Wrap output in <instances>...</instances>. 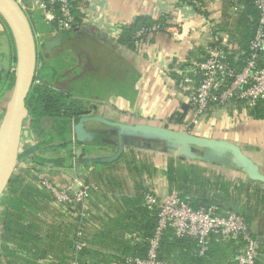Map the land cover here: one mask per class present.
<instances>
[{"label":"crops","instance_id":"1","mask_svg":"<svg viewBox=\"0 0 264 264\" xmlns=\"http://www.w3.org/2000/svg\"><path fill=\"white\" fill-rule=\"evenodd\" d=\"M17 1L30 15L37 47L41 42L37 75L43 69L44 80L58 89L59 43L45 47L58 35L55 24L40 12L32 13V0ZM72 2L83 22L75 32H84L97 45L92 55L103 66L91 70L86 88L75 87L86 76L83 72L70 82V93L87 112L77 117L45 116L38 128L30 121L24 124L22 137L27 141L21 143L19 164L27 167L37 160L39 178L61 187L72 181L90 187V218L81 225L88 246L74 250L81 226L65 206L39 182L21 183L2 200L0 264H72L75 259L84 264H125L126 258L134 256L138 226L146 220L145 190L161 195L179 190L193 205L219 204L223 210H236L247 217L256 236L264 235V180L254 178L249 164L230 148L180 144L111 123L156 126L234 143L264 176V114L238 102L211 108L198 124L187 128L193 110L177 85L185 66L207 55L212 31L226 39L232 62L243 65L250 41L246 47L239 41L242 1L235 9L232 0H204L203 11L187 0ZM142 17L145 26L159 23L162 28L145 34L135 47L120 42L122 27ZM1 19L0 35L7 42L0 47L5 58L1 69L13 74L14 42ZM13 81L14 75L0 99V121ZM83 117L90 119L80 122ZM215 238L228 246L226 262L232 264L241 244ZM222 253L215 251L204 264H222ZM198 254L204 255L200 247ZM171 258L163 264H174Z\"/></svg>","mask_w":264,"mask_h":264},{"label":"built area","instance_id":"2","mask_svg":"<svg viewBox=\"0 0 264 264\" xmlns=\"http://www.w3.org/2000/svg\"><path fill=\"white\" fill-rule=\"evenodd\" d=\"M198 10H205L204 0H187ZM242 0H232L235 9ZM259 10L257 27L249 47L244 53L243 65L232 62L231 50L224 44V37L212 31L207 55L195 61L180 72L177 85L183 91L192 107V115L186 121L189 128L200 122L201 116L211 108L224 107L236 103H245L253 108L260 102L264 104V0H254ZM33 12H40L55 24L56 31L66 33L83 26L73 9L72 0H32ZM26 11V10H25ZM28 17L29 14L26 11ZM161 24L142 27L136 33V44L147 33L161 29ZM35 78V83H40ZM24 137H22V141ZM24 141H27L25 139ZM22 143V142H21ZM39 172H37L38 174ZM42 187L76 217L78 226L90 218V187L86 184L76 186L72 181L58 186L46 177H40ZM143 205L156 212L157 227L150 239L147 256H131L125 264H163L157 259L158 247L164 230L171 228L177 236H186L200 245V254H204L210 245L212 236L223 242L240 243L232 264H264V248L260 245L246 218L234 210H222L217 204L194 207L183 199L179 190L161 195L152 190L143 193ZM83 226L76 232L74 250L82 251L88 246ZM72 264H84L75 259Z\"/></svg>","mask_w":264,"mask_h":264},{"label":"water","instance_id":"3","mask_svg":"<svg viewBox=\"0 0 264 264\" xmlns=\"http://www.w3.org/2000/svg\"><path fill=\"white\" fill-rule=\"evenodd\" d=\"M0 16L11 32L15 48L14 81L10 97L6 103L3 117L0 121V199L8 188L14 172L21 160V142L26 119L29 116L27 98L34 85L37 75L38 47L31 21L17 0H0ZM65 37V33H58L52 40L45 43L46 48L53 47ZM95 118V117H92ZM90 119L83 117L79 121ZM96 119V118H95ZM120 128L131 127L144 133H154L170 138L180 144H195L200 146H219L230 148L241 160L249 164L250 174L264 180V176L257 172L252 160L236 144L198 137L186 132L168 128L137 125L130 126L123 123L111 122ZM36 147L31 148L34 151ZM264 244V235L256 236Z\"/></svg>","mask_w":264,"mask_h":264},{"label":"trees","instance_id":"4","mask_svg":"<svg viewBox=\"0 0 264 264\" xmlns=\"http://www.w3.org/2000/svg\"><path fill=\"white\" fill-rule=\"evenodd\" d=\"M242 3L244 8L238 20L239 41L242 42L246 47L250 39H252L256 30L259 18V10L255 6L254 0H242ZM0 18L2 17L0 16ZM144 19L145 18L142 17L131 24L124 25L122 27L119 41L124 43L125 45L135 47L137 31L142 27H147L145 26L146 22H142V20ZM72 32L73 31L66 32L65 35ZM13 75L14 71L12 74V72H6L5 70L0 68V99L10 88ZM37 78H40L41 82H34L31 92L27 98V106L29 109V116L27 120L32 123L31 125L33 127L38 128L39 123L45 116L67 115L77 117L80 114L87 112L85 109H83L81 100L74 98L70 92H67V90L62 88L57 89L53 87L50 83L46 82L44 78L42 79L39 76V73L37 75ZM263 105L264 104L260 102L259 104H257V106L253 107L256 108V114H264ZM33 161L37 164H41L37 160ZM20 180L21 178H19L18 174L14 173L6 190L7 193L16 192L21 184ZM181 195L183 197V194ZM209 205L211 204H205V206ZM193 206L199 207L196 204H194ZM218 206H220V208H222L223 210V207L221 205L218 204ZM146 210V220L142 221V223L138 226L140 238H138V242L134 244V247L132 248L133 251L135 250L134 256H141L144 258L147 256L150 239L154 236L157 227L156 212L148 210L147 208ZM242 215L249 223L247 217L244 214ZM210 243L211 249L208 250V252H205L204 255L200 256L198 254V248L200 247V245L196 240H193L192 238L186 236H177L174 233L173 229L168 228L164 230L161 236L157 259L163 262H169L170 258L174 257L171 258V261L174 262V264H204V262L207 261L210 256L214 255L215 251L221 250L222 252H224L222 253V255H224L222 264H228L226 262V258L228 255L225 251L228 246L226 247V244L218 242L215 236H212ZM260 245L263 248V244L260 243Z\"/></svg>","mask_w":264,"mask_h":264},{"label":"rangeland","instance_id":"5","mask_svg":"<svg viewBox=\"0 0 264 264\" xmlns=\"http://www.w3.org/2000/svg\"><path fill=\"white\" fill-rule=\"evenodd\" d=\"M29 14V13H28ZM30 16V15H29ZM7 30H9L7 28ZM1 36V35H0ZM9 36L12 42L11 32H9ZM3 39V36L0 38V47L1 44L6 46V41ZM38 48H41L40 40L38 42ZM136 44V41H135ZM14 43H12V47ZM10 48V47H9ZM97 45H94L88 35H86L82 31L69 33L65 35V37L59 42L58 46V75H59V82L58 88H62L70 92V82L76 79L79 75L86 74L83 76L81 80H78V84L75 87L78 88H86L87 87V80H92L91 70H95L96 68L102 69L103 62L98 59H94L92 55V51L96 50ZM91 55L89 54V51ZM98 50V49H97ZM12 51H15V48ZM101 50L99 52H102ZM79 52V54H77ZM82 53V54H81ZM78 55V56H77ZM82 56V57H81ZM4 57L0 53V68L4 63ZM46 60V59H45ZM2 64V65H1ZM39 72V76L43 79L44 78V70L41 69ZM90 73V77H87V74ZM101 77V76H100ZM100 80V79H99ZM102 81V77L101 80ZM69 84V87L66 88V85ZM186 98V96H185ZM28 119V118H27ZM26 119L25 123L28 122ZM26 166V165H25ZM41 164H37L34 161H30L29 164L27 163V167H23L22 162L18 164L14 173L18 174L19 178H21V183H30V182H39L40 185L41 181L38 177L37 172L40 171ZM7 190V189H6ZM8 197L7 191L4 192L3 196L0 199V208H2V200Z\"/></svg>","mask_w":264,"mask_h":264}]
</instances>
